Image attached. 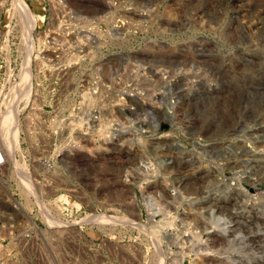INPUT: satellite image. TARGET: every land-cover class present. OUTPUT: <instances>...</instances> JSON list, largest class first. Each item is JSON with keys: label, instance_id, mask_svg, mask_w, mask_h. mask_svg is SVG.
Masks as SVG:
<instances>
[{"label": "rangeland", "instance_id": "1", "mask_svg": "<svg viewBox=\"0 0 264 264\" xmlns=\"http://www.w3.org/2000/svg\"><path fill=\"white\" fill-rule=\"evenodd\" d=\"M19 1L0 0V187L33 193L56 154L35 191L67 205L28 208L76 221L28 264H264V0H21L33 22Z\"/></svg>", "mask_w": 264, "mask_h": 264}, {"label": "built area", "instance_id": "2", "mask_svg": "<svg viewBox=\"0 0 264 264\" xmlns=\"http://www.w3.org/2000/svg\"><path fill=\"white\" fill-rule=\"evenodd\" d=\"M2 148L3 146L1 145L0 171L2 170V168H5L10 164L6 162L5 152ZM55 156L56 154L49 157L41 155L37 161V167L31 165V174L34 176H28L31 180V183L33 184V193L24 195L21 192L19 186L17 192L6 193L0 187V264H3L5 262H12V250L17 252V257L14 258L17 264L31 263V260H29L28 257L25 259V254H27V252L33 248L41 249L43 244L47 246V242L52 241L55 238H59L57 236L54 239L50 240L47 237L48 233H54L58 231L59 227L61 228L63 226L62 228H67L66 232L62 234V236L66 237L68 235L69 237H71L73 234L76 235V221L71 218V216L67 220H62L59 216H53L50 212V214L62 224H58L59 226L48 225L42 220V214L40 212V208L38 207L39 202L42 201L43 203H46V201L43 200V198L40 199L41 196H39L35 190L36 188L48 190L53 187L52 185L54 184V181L51 182L50 177L54 178L52 174L56 171L54 161L57 157L55 158ZM11 167L13 168V165ZM36 176L38 177V179L36 178ZM60 201L66 200L63 199ZM60 201L47 202L46 204H52L49 205V207L53 205L58 207L60 212L62 210L61 205H67L66 202ZM58 202H60V205L58 204ZM31 203H36L38 205V210L36 212L31 208H28ZM70 206L71 207H69V215L72 213V207L76 210L75 204H70ZM63 210H65L64 207ZM34 216H37L39 218L40 222L42 223L41 225L44 227L32 221V218ZM5 252H9V254L7 255V260L5 262H2L4 258L2 255Z\"/></svg>", "mask_w": 264, "mask_h": 264}, {"label": "bare ground", "instance_id": "3", "mask_svg": "<svg viewBox=\"0 0 264 264\" xmlns=\"http://www.w3.org/2000/svg\"><path fill=\"white\" fill-rule=\"evenodd\" d=\"M19 2H20V4H21L22 10L24 11V14H25V13L27 14V18H26V19H27L28 21L33 22L35 19L33 20V18H32L33 16H32L31 14L28 13V8H26V6H25V4L23 3V1L20 0ZM31 18H32V19H31ZM31 22H30V23H31ZM35 22H36V21H35ZM35 22H34V23H35ZM34 23H31V26H30V30H31V31H32L31 28L34 29V26H35ZM28 28H29V27H28ZM54 71H55V70H54ZM26 84H27V83H26ZM23 85H24V83H23ZM25 89H26V88H25ZM21 90H22V89H21ZM21 90H20V91H21ZM13 96H14V95H13ZM15 97H16V95H15ZM11 98H12V97H11ZM12 100H13V99H12ZM113 105H115V104H113ZM117 105H118V104H117ZM153 106H154V105H153ZM110 110H111V109H110ZM108 111H109V110H108ZM8 128H9V127H8ZM8 128H7V127H3V131H4V132L7 131ZM3 131H2V132H3ZM7 132H8V131H7ZM9 134H10V133H9ZM5 135H6V134H5ZM10 135H11V134H10ZM10 135H9V137H10ZM3 136H4V135H3ZM7 136H8V135H7ZM5 139H6V138H5ZM104 141H105V140H104ZM239 188H240V187H239ZM214 189H215V188H214ZM173 218H174V216H173ZM173 218H172V219H173ZM101 220H103V219H101ZM175 220H176V219H175ZM162 221H163V220H162ZM128 222H129V221H128ZM169 223H170V222H169ZM173 224H174V222H173ZM164 225H165V224H164ZM132 226H133V225H132ZM139 228H140V227H139ZM156 228H157V226H156ZM159 230H160V229H159ZM153 231H154V230H153ZM162 231H163V230H162ZM159 233H160V232H159ZM154 237H155V236H154ZM198 253H199V252H198ZM186 258H187V257H186ZM187 260H190V259L187 258V259H186V262H187ZM177 261H178V260H177ZM194 264H195V263H194ZM204 264H205V263H204Z\"/></svg>", "mask_w": 264, "mask_h": 264}]
</instances>
